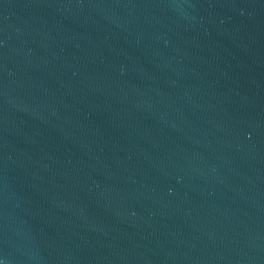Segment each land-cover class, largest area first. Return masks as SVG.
<instances>
[{
	"label": "water",
	"instance_id": "water-1",
	"mask_svg": "<svg viewBox=\"0 0 264 264\" xmlns=\"http://www.w3.org/2000/svg\"><path fill=\"white\" fill-rule=\"evenodd\" d=\"M0 264H264V0H0Z\"/></svg>",
	"mask_w": 264,
	"mask_h": 264
}]
</instances>
